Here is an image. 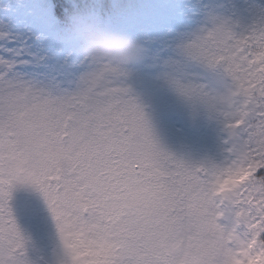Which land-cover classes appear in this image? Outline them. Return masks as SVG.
<instances>
[{"label":"snow or ice","instance_id":"1","mask_svg":"<svg viewBox=\"0 0 264 264\" xmlns=\"http://www.w3.org/2000/svg\"><path fill=\"white\" fill-rule=\"evenodd\" d=\"M208 18L211 30L178 47L222 62L243 97L222 165L160 149L120 70L81 66L75 88L55 95L23 75L0 77V264H28L7 206L13 182L44 197L67 264H264V177L249 184L264 171V18L238 38ZM164 75L180 96L205 102L198 86Z\"/></svg>","mask_w":264,"mask_h":264},{"label":"rangeland","instance_id":"2","mask_svg":"<svg viewBox=\"0 0 264 264\" xmlns=\"http://www.w3.org/2000/svg\"><path fill=\"white\" fill-rule=\"evenodd\" d=\"M3 1L9 2L10 9L7 12L2 6ZM114 1L120 5L121 9L115 21L109 18L101 20L112 30L140 40L147 48L145 59L130 66L126 76L121 77L136 101L141 93L152 87L160 71L164 68L163 65H166L165 72L173 73L176 69L182 81L198 86V92L207 94L204 97L205 102H201L200 99L190 100L191 102L185 100V105L188 104L187 107H184L185 111L187 108L189 110L194 109L196 104L199 105L200 109L196 110L197 113L192 110L197 115L194 119L198 121L195 123L198 124V130L189 139L187 145H179L181 151L178 158L174 157V159L192 166H196L197 162L200 164L213 161L215 165L226 163L231 157V153L228 152L230 143L228 142L229 136L226 127L231 119L225 115L228 100H221L222 95L220 94L233 86L231 77L223 71L209 70L201 63H192L186 58H182L181 54L177 53L178 47L175 43L184 36L191 38L193 32L198 31L201 27H211V22L208 19L210 14L227 19L226 14L221 10V0H189L174 5H170V0ZM239 18L243 19L241 12ZM0 26L11 28L17 32L31 30L45 33L46 39L34 44V47L43 48L47 51L48 54L44 60L39 63H27L20 69L25 71L28 68L35 69V66L38 68L43 66L45 69L50 67L59 84L73 90L75 79L81 69L73 64L70 59L65 60L62 51H57L61 45L57 38V20L52 15V4L49 0H2L0 3ZM165 26H167L165 40L161 41L164 45L160 49L159 55L155 53L158 40L137 38L142 28H147L148 32L158 31L161 33ZM162 54H164L163 59L167 61V64H163ZM31 72L36 75L33 70ZM22 75L40 87L47 88L49 86L45 80L37 82L34 76L23 73ZM41 79L43 77H40ZM206 101L210 102L213 107L222 109L221 115L210 114L209 117L203 118L206 113L204 110ZM180 117L179 122H187L188 124L189 121L185 115ZM182 137L184 138L183 135ZM16 214L17 210L11 213L21 235L24 237L25 256L29 264H67L68 256L58 235L54 241L49 240L47 236L42 238L41 230L34 228V216L27 222L29 229V233H27L19 227L18 219L14 217ZM220 223H227V221L222 218Z\"/></svg>","mask_w":264,"mask_h":264},{"label":"trees","instance_id":"3","mask_svg":"<svg viewBox=\"0 0 264 264\" xmlns=\"http://www.w3.org/2000/svg\"><path fill=\"white\" fill-rule=\"evenodd\" d=\"M50 1L53 5V15L58 21V32L63 22L70 14L87 11L96 14L100 19L107 17L112 21H115L117 14L120 13L119 11L121 10L120 5L114 0ZM180 1L182 2L183 0H171V3L174 4ZM1 2L2 0H0V3ZM221 2V8L227 14L229 23L237 35L247 34V32L250 31L252 27L258 26L262 18H264V0H221ZM5 4H7V7H4V10L7 12L10 9L9 2L3 1L2 6ZM239 12L244 15L243 19L239 18ZM139 37H143L145 39H158L160 45L156 48L155 52H157L159 55V50L162 49V46L164 45L161 41L164 40L165 30L161 33H148L147 28H142L140 29V35L137 38ZM189 39L191 38L184 36L175 41V43L178 47L184 41ZM177 53L181 54L182 58H186L189 62L201 63L206 67V69L213 71L220 70L224 72L223 67L218 64L215 66H209L202 61H196L182 55L179 47L177 49ZM163 56L164 54L161 56L163 64H167V61L163 59ZM163 66L164 68L160 71L157 80L152 84L150 89H147L141 93L137 103L141 106L145 114L149 130L157 146L163 151L167 152L172 158H178L179 152L181 151L179 145H187L189 139L197 133L198 124L195 123L198 121L194 119L197 117V115L194 114V111L192 110L198 111L200 108L199 105L196 104L194 109L189 110L187 108L186 111L184 110V107H187L188 104L187 106L185 105V99L176 92L174 87H172V85L165 78L164 73L166 65ZM34 68L36 70L33 68H28L25 71H21L20 69V71L25 75L36 77L37 82H40V77H43L46 83L49 84V86L45 89L51 91L54 95L60 94L65 90L72 91L63 85H59L57 78L50 67L45 69L43 66H40L39 68L35 66ZM32 70L34 73L36 72V75L32 74ZM173 74L181 79L176 69L174 70ZM51 76L54 77L52 78ZM204 110H206V113L203 115V118L209 117L210 114L221 115L222 113L221 109L213 107L211 103L207 101ZM181 115L186 116L187 120L189 121L188 124L187 122H179ZM213 164L215 163L211 161L200 164L197 162L195 165H203L208 167ZM7 187V206L11 213L17 210V214L14 217L18 219L19 227L25 232L29 233L27 222L32 216H34V228L36 227V229L41 230L42 238H46L47 236L49 240L54 241V238H56L58 235L56 221L53 219L49 207L42 194L33 185L22 182H13ZM262 236H264V234H262Z\"/></svg>","mask_w":264,"mask_h":264},{"label":"clouds","instance_id":"4","mask_svg":"<svg viewBox=\"0 0 264 264\" xmlns=\"http://www.w3.org/2000/svg\"><path fill=\"white\" fill-rule=\"evenodd\" d=\"M3 7H7V4ZM220 20L224 21L225 26L237 38L240 36L234 32L227 19L218 18L217 22ZM212 28V22L211 27H201L198 31L193 32L191 39L184 41L183 44H189L196 36L203 34L202 30H211ZM57 38L61 45L57 48V51H62L65 60L70 59L78 67L82 66L90 69L112 68L127 74L129 67L142 62L147 54V48L140 40L112 30L96 14L87 11L70 14L61 25ZM45 39V33L31 30L17 32L11 28L0 26V77H3L6 81L11 77L22 75L21 66L43 61L48 54L47 51L43 48L34 47V44ZM193 60L201 61L199 59ZM217 64L222 66L224 73L231 77L225 71L222 62ZM165 78L168 80V77L165 76ZM76 79L79 80L80 77L77 76ZM231 80L233 86L220 94L228 100V119L233 118L236 109L243 101L241 95L232 94L235 91L236 84L232 77ZM181 97L187 102H191L189 99ZM235 131L238 140L244 137L245 129L243 127ZM261 177H264V171L258 170L255 176L249 180V184L259 186ZM22 259L27 260L25 249Z\"/></svg>","mask_w":264,"mask_h":264}]
</instances>
